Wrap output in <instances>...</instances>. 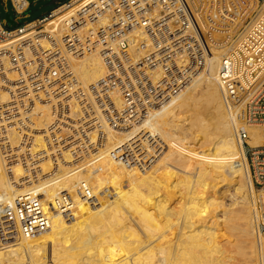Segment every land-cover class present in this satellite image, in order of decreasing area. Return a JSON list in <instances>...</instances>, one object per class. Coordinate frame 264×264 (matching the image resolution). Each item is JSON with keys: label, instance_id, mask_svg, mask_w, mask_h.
<instances>
[{"label": "bare ground", "instance_id": "obj_1", "mask_svg": "<svg viewBox=\"0 0 264 264\" xmlns=\"http://www.w3.org/2000/svg\"><path fill=\"white\" fill-rule=\"evenodd\" d=\"M66 18L49 20L44 28L59 37ZM23 38L0 44V50ZM223 52H209L198 79L200 71L148 116H131L125 131L110 130L101 113L90 112L88 119L101 121L105 136L94 154L80 160L75 161L77 152L57 154L61 147L47 146L52 140L42 139L46 133L28 134L35 140L23 142L6 125L9 139L0 143V226L7 225L9 211L18 220V204L37 202L48 230L14 237L7 229L0 264H264V234L257 230L264 221V194L257 195L250 183L237 139L240 112L225 103L217 83L215 64ZM74 67L83 89L106 73L97 56ZM1 99L6 102L7 94ZM49 110L36 104L39 127L52 123ZM0 114L9 124L18 120L15 110ZM260 130L249 131L251 148L264 144ZM223 186L230 199L217 191ZM194 216L203 221L200 228L195 229ZM195 230L210 235L199 241Z\"/></svg>", "mask_w": 264, "mask_h": 264}, {"label": "built area", "instance_id": "obj_2", "mask_svg": "<svg viewBox=\"0 0 264 264\" xmlns=\"http://www.w3.org/2000/svg\"><path fill=\"white\" fill-rule=\"evenodd\" d=\"M7 1L16 18L28 15V0ZM257 4L264 0H69L41 20L14 29L0 19V44L25 37L0 50V111L15 110L18 119L9 124L0 114V143L9 139L10 128L23 142L35 140L28 134L46 133L42 139L52 140L47 146L61 147L57 154L82 153L75 161L80 160L94 154L105 136L101 121L88 119L90 112L101 113L110 130L125 131L131 116H148L187 87L205 68L210 50L228 48L216 79L225 103L240 112L237 139L253 186L264 192V145L251 148L247 143L250 128L264 129V11L257 15ZM69 11L61 36L44 28ZM251 16L254 21L246 29ZM89 56L99 57L106 73L83 89L74 66ZM36 104L50 108L52 123L36 124ZM15 209L18 220H13V210L7 212L0 242L7 241V229L14 237L48 230L37 202ZM258 232L264 234V221Z\"/></svg>", "mask_w": 264, "mask_h": 264}, {"label": "rangeland", "instance_id": "obj_3", "mask_svg": "<svg viewBox=\"0 0 264 264\" xmlns=\"http://www.w3.org/2000/svg\"><path fill=\"white\" fill-rule=\"evenodd\" d=\"M261 6H264V5H262V4H257V6H256V8H255V13L257 14V15H259V13L261 12ZM258 8V9H257ZM52 9V4H51V2L49 1V0H42V1H38L37 3H32L31 5H30V9H29V13H28V18H26V19H22L21 20V22H20V24H25V23H27V22H30V21H33V20H35V19H37V18H41L43 15H45L46 13H48L50 10ZM259 10V11H258ZM68 14H70V12L69 13H66L64 16H61V17H57L55 20H57V21H59L60 19H64L65 17H66V15H68ZM254 16V15H253ZM253 16H251L248 20H247V22H246V24H245V28L247 29L248 28V23L251 21V22H253L254 21V17ZM4 17V12H3V8H2V6L0 5V19H2ZM56 21V22H57ZM55 22V23H56ZM45 28H47V26H44ZM226 49V48H225ZM223 52L224 51V49H222V50H220V51H216V50H210L209 52H211L212 54H216L217 52ZM224 53V52H223ZM223 53H222V56H223ZM220 61H221V59H220ZM220 61L219 62H217L216 61V64L215 65H218L219 66V63H220ZM212 63H215V62H212ZM218 71V70H217ZM202 72H203V70H201L200 72H198L197 74V79L199 78V76L202 74ZM183 92V91H182ZM182 92L180 93V94H182ZM160 109V108H159ZM209 117L208 116H206V119H208ZM178 123H180V122H178ZM255 128H258L259 129V127H256V126H254ZM255 128H250L249 129V131L250 130H252V129H255ZM260 129H262L261 127H260ZM261 131V130H260ZM262 134H264V129H262ZM262 145H264V144H262ZM261 145V146H262ZM84 163H86V162H84ZM80 164H83V163H80ZM246 165H247V163H246ZM247 167H248V165H247ZM83 174V173H82ZM250 183H251V181H250ZM225 187V188H224ZM252 187L254 188V191L256 192V194L257 195H262V194H264V192H262V191H260V189L259 188H257V187H254L253 185H252ZM198 189H196L195 191L196 192H200L199 190L197 191ZM194 191V192H195ZM208 191V190H207ZM206 191V192H207ZM217 191H220V193H222V192H224L226 195H228L227 196V199H230L229 198V196L232 194V193H230V190H229V188L227 187L226 188V186H223L222 188L221 187H218L217 188ZM229 192V193H228ZM207 193H209V195L206 197L208 200H210V198L213 196H211V193L210 192H207ZM239 198V197H238ZM240 199V198H239ZM97 206V205H96ZM197 221H199L198 219H197V216H194V218H193V222H194V225H198L199 224V227H196L195 226V229L196 228H200L201 227V224L203 223V221H199V223H197ZM260 223V222H259ZM259 223H258V225H259ZM258 225H257V230H258ZM196 231V230H195ZM210 232V231H209ZM207 233V231H205L204 233H200V231L198 230V231H196V233H200V235H201V237L199 238V241L201 240V239H205L206 237H208L209 235H210V233Z\"/></svg>", "mask_w": 264, "mask_h": 264}, {"label": "crops", "instance_id": "obj_4", "mask_svg": "<svg viewBox=\"0 0 264 264\" xmlns=\"http://www.w3.org/2000/svg\"><path fill=\"white\" fill-rule=\"evenodd\" d=\"M30 5L32 3H37L38 1H42V0H28ZM52 4V9L46 13L45 15H43L41 18H37L33 21H30V22H34L36 20H41L42 18L46 17L48 14H50L52 11L56 10L57 8H59L60 6L66 4L69 0H49ZM0 5L2 6L3 8V12H4V17L1 19L4 23H5V26L7 29H14L16 27H19L23 24H20L21 20L22 19H18L15 17L13 11H12V8H11V5L10 3L7 1V0H0ZM30 5H29V9H30ZM29 9H28V13H29ZM7 13H10V19L12 20V22L14 23V27L13 26H10L9 24L6 23L5 21V16ZM28 18V15L24 18L26 19ZM30 22H27V23H30ZM26 24V23H25Z\"/></svg>", "mask_w": 264, "mask_h": 264}, {"label": "water", "instance_id": "obj_5", "mask_svg": "<svg viewBox=\"0 0 264 264\" xmlns=\"http://www.w3.org/2000/svg\"><path fill=\"white\" fill-rule=\"evenodd\" d=\"M5 21L7 24H9L10 26H15L14 23L12 22V20L10 19V13H7L5 16Z\"/></svg>", "mask_w": 264, "mask_h": 264}]
</instances>
